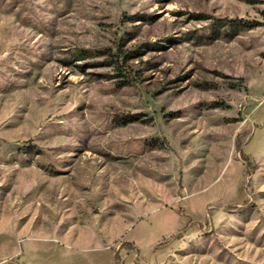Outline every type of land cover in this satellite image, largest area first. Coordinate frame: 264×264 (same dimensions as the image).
Returning a JSON list of instances; mask_svg holds the SVG:
<instances>
[{
    "label": "rangeland",
    "instance_id": "obj_1",
    "mask_svg": "<svg viewBox=\"0 0 264 264\" xmlns=\"http://www.w3.org/2000/svg\"><path fill=\"white\" fill-rule=\"evenodd\" d=\"M0 264H264V0H0Z\"/></svg>",
    "mask_w": 264,
    "mask_h": 264
}]
</instances>
